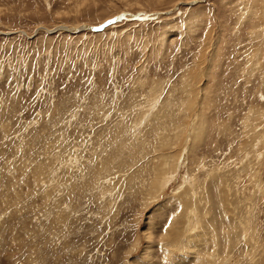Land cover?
Listing matches in <instances>:
<instances>
[{
	"label": "rangeland",
	"instance_id": "obj_1",
	"mask_svg": "<svg viewBox=\"0 0 264 264\" xmlns=\"http://www.w3.org/2000/svg\"><path fill=\"white\" fill-rule=\"evenodd\" d=\"M0 264H264V0H0Z\"/></svg>",
	"mask_w": 264,
	"mask_h": 264
},
{
	"label": "water",
	"instance_id": "obj_2",
	"mask_svg": "<svg viewBox=\"0 0 264 264\" xmlns=\"http://www.w3.org/2000/svg\"><path fill=\"white\" fill-rule=\"evenodd\" d=\"M112 21H114V20H111L110 22H112ZM88 28V27H87ZM92 30H99L100 29V27L99 28H91Z\"/></svg>",
	"mask_w": 264,
	"mask_h": 264
},
{
	"label": "bare ground",
	"instance_id": "obj_3",
	"mask_svg": "<svg viewBox=\"0 0 264 264\" xmlns=\"http://www.w3.org/2000/svg\"><path fill=\"white\" fill-rule=\"evenodd\" d=\"M82 28H78V29H74L75 31H80ZM75 31H73V32H75Z\"/></svg>",
	"mask_w": 264,
	"mask_h": 264
}]
</instances>
